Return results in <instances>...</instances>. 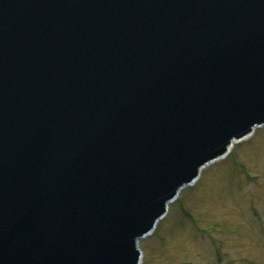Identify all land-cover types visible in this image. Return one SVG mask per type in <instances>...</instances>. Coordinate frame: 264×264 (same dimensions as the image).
I'll return each mask as SVG.
<instances>
[{"label": "water", "instance_id": "obj_1", "mask_svg": "<svg viewBox=\"0 0 264 264\" xmlns=\"http://www.w3.org/2000/svg\"><path fill=\"white\" fill-rule=\"evenodd\" d=\"M261 119L264 0H0V264H62L92 188L155 135L191 160Z\"/></svg>", "mask_w": 264, "mask_h": 264}, {"label": "rangeland", "instance_id": "obj_2", "mask_svg": "<svg viewBox=\"0 0 264 264\" xmlns=\"http://www.w3.org/2000/svg\"><path fill=\"white\" fill-rule=\"evenodd\" d=\"M248 170L258 178L249 179ZM201 179L183 191L155 237L142 243L144 264L185 259L219 264L218 257L232 259L229 264H264V134L236 145ZM184 211L194 218L192 224L188 217L183 221ZM170 221V231H164ZM194 224L208 232L199 234ZM206 237L215 247H209ZM217 246L219 255L214 251Z\"/></svg>", "mask_w": 264, "mask_h": 264}, {"label": "bare ground", "instance_id": "obj_3", "mask_svg": "<svg viewBox=\"0 0 264 264\" xmlns=\"http://www.w3.org/2000/svg\"><path fill=\"white\" fill-rule=\"evenodd\" d=\"M255 134H256V132H255ZM255 134H254V135H255ZM254 135H253V136H254ZM218 162H219V161H218ZM216 163H217V162H216ZM203 172H204V171H203ZM201 178H202V176H201ZM201 178H200L198 181H200ZM198 181H197V182H198ZM197 182L195 183V185L197 184ZM195 185H194V186H195ZM194 186H193V187H194ZM167 216H168V215H167ZM166 218H167V217H166ZM166 218H165V219H166ZM165 219H164V220H165ZM171 225H172V222H168V223L164 226V231H170V229H171ZM157 230H158V228L156 229V231H157ZM156 231H155V232H156ZM152 236H153V235H152Z\"/></svg>", "mask_w": 264, "mask_h": 264}]
</instances>
